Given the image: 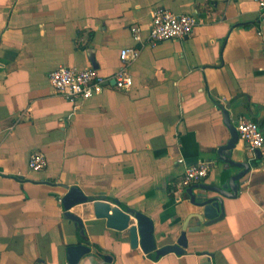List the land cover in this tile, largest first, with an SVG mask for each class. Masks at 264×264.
Segmentation results:
<instances>
[{
	"label": "crops",
	"instance_id": "1",
	"mask_svg": "<svg viewBox=\"0 0 264 264\" xmlns=\"http://www.w3.org/2000/svg\"><path fill=\"white\" fill-rule=\"evenodd\" d=\"M157 8L197 23L184 38L135 42L129 27L145 39ZM133 45L129 88L110 82L76 104L53 92L57 66L111 77ZM221 104L232 124L243 116L264 131V17L254 0H0V264H68L79 233L61 208L64 185L118 199L152 219L158 245L174 242L193 210L185 190L171 191L185 165L206 163L204 183L223 172L217 149L230 134ZM34 152L46 157L43 170L29 169ZM246 156L252 167L237 196L224 198L223 218L186 231L179 256L131 248L90 202L71 211L84 237L108 250L107 264H264V154L238 137L232 158Z\"/></svg>",
	"mask_w": 264,
	"mask_h": 264
},
{
	"label": "water",
	"instance_id": "2",
	"mask_svg": "<svg viewBox=\"0 0 264 264\" xmlns=\"http://www.w3.org/2000/svg\"><path fill=\"white\" fill-rule=\"evenodd\" d=\"M222 110L224 124L229 130L226 143L217 149L218 157L223 162V172L219 175L217 183L198 182L185 189L188 202L193 207L182 219L180 232L174 242L158 245L154 237L152 219L143 212L122 204L116 198H107L104 195L90 196L84 194L76 185H64L67 189L60 199L61 208L66 219L73 222L79 235L76 243L66 246V261L68 264H81L85 258L93 256L101 264L111 262L110 253L106 249L92 244L84 237L83 223L80 216L71 211L74 205L91 203L92 213L95 218L105 220V226L117 231H125L129 238L131 248L139 247L143 254L152 259L173 253L182 255L187 244L186 231H197L201 226H209L223 218L224 198L237 196V191L242 185V177L252 167L250 160H234L233 150L238 142V133L235 125L230 122L228 106L219 105ZM256 121V120H255ZM236 172H231L232 170ZM131 219L133 221L130 223ZM197 223L190 225V221ZM93 247H92V246ZM94 248V252H92ZM209 255V253L207 254Z\"/></svg>",
	"mask_w": 264,
	"mask_h": 264
},
{
	"label": "built area",
	"instance_id": "3",
	"mask_svg": "<svg viewBox=\"0 0 264 264\" xmlns=\"http://www.w3.org/2000/svg\"><path fill=\"white\" fill-rule=\"evenodd\" d=\"M259 12L264 17V0H254ZM197 23L192 14L174 13L165 8H157L152 12L151 21L144 39L142 30L138 25H131L132 38L137 43L144 40L157 42L166 39L184 38L191 33ZM140 48L137 45L123 47L119 52L121 67L111 76H103L92 68H76L59 65L49 73V81L53 92L60 94L70 102L76 104L106 90L110 86L120 89L129 88L132 76L128 71L130 61L136 59ZM238 137L244 140L252 152L260 150L264 154V131L257 121L239 117L235 124ZM182 161V159H178ZM47 166L46 157L40 152H34L28 159L30 170L40 171ZM208 173V165L204 162L187 164L178 181L172 184L171 191L179 196L187 187L194 183L203 182Z\"/></svg>",
	"mask_w": 264,
	"mask_h": 264
}]
</instances>
